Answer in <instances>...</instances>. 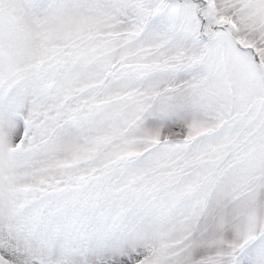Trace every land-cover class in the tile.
<instances>
[{"label": "snow or ice", "instance_id": "snow-or-ice-1", "mask_svg": "<svg viewBox=\"0 0 264 264\" xmlns=\"http://www.w3.org/2000/svg\"><path fill=\"white\" fill-rule=\"evenodd\" d=\"M0 264H264V0H0Z\"/></svg>", "mask_w": 264, "mask_h": 264}]
</instances>
